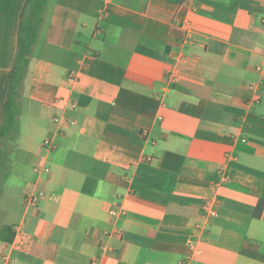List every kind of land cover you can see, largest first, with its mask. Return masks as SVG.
<instances>
[{
  "label": "crops",
  "instance_id": "0c3cea01",
  "mask_svg": "<svg viewBox=\"0 0 264 264\" xmlns=\"http://www.w3.org/2000/svg\"><path fill=\"white\" fill-rule=\"evenodd\" d=\"M26 1L0 0V125ZM261 200L264 0H50L0 264H264Z\"/></svg>",
  "mask_w": 264,
  "mask_h": 264
},
{
  "label": "trees",
  "instance_id": "16d2710c",
  "mask_svg": "<svg viewBox=\"0 0 264 264\" xmlns=\"http://www.w3.org/2000/svg\"><path fill=\"white\" fill-rule=\"evenodd\" d=\"M50 0H27L21 15L18 35V49L14 66L10 73L4 119L0 125V193L2 183L10 176L12 154L20 133L22 99L26 89L30 62L39 43L40 32L45 21V13ZM152 172L148 167H140L144 176ZM264 210V200L258 203L255 217L260 218Z\"/></svg>",
  "mask_w": 264,
  "mask_h": 264
},
{
  "label": "built area",
  "instance_id": "2783aa9c",
  "mask_svg": "<svg viewBox=\"0 0 264 264\" xmlns=\"http://www.w3.org/2000/svg\"><path fill=\"white\" fill-rule=\"evenodd\" d=\"M257 69H260V67H257ZM253 89V88H251ZM56 144L54 141L51 139H48L44 143V148L49 149V150H54L56 148ZM51 172V169L48 165H46L44 160H41V162L35 167V173L38 175H49ZM227 179V178H226ZM45 196L44 191H35L34 193H31L26 196L25 198V205L28 208H31L33 210H38L39 207V202L40 200ZM114 216H124L126 215L125 210L119 209V210H114L112 212Z\"/></svg>",
  "mask_w": 264,
  "mask_h": 264
},
{
  "label": "rangeland",
  "instance_id": "374dc122",
  "mask_svg": "<svg viewBox=\"0 0 264 264\" xmlns=\"http://www.w3.org/2000/svg\"><path fill=\"white\" fill-rule=\"evenodd\" d=\"M1 187H2V185H1Z\"/></svg>",
  "mask_w": 264,
  "mask_h": 264
}]
</instances>
